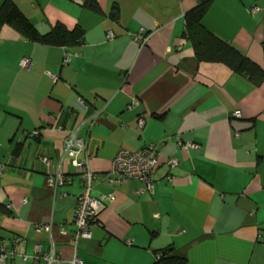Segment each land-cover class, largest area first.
<instances>
[{
  "label": "crops",
  "instance_id": "0c3cea01",
  "mask_svg": "<svg viewBox=\"0 0 264 264\" xmlns=\"http://www.w3.org/2000/svg\"><path fill=\"white\" fill-rule=\"evenodd\" d=\"M13 1L40 33L62 24L84 37L72 48L49 47L9 26L0 31V242L12 252L5 264H47L53 244L65 264L73 259L84 181L65 141L83 122L79 135L99 175L93 196L115 195L79 245L84 264H157L165 250L188 264H264V78L256 85L199 62L184 37L186 14L211 1L206 29L264 70V0H96L101 12L87 0ZM151 144L159 148L153 193L138 181L109 184L121 150ZM58 173L68 182L48 187Z\"/></svg>",
  "mask_w": 264,
  "mask_h": 264
},
{
  "label": "built area",
  "instance_id": "2783aa9c",
  "mask_svg": "<svg viewBox=\"0 0 264 264\" xmlns=\"http://www.w3.org/2000/svg\"><path fill=\"white\" fill-rule=\"evenodd\" d=\"M260 9L256 6L252 7L251 13L256 14ZM110 39L114 38V35L110 33L108 35ZM138 41H141L145 44L148 41V36L141 37L138 36ZM71 61V56L69 54L64 58V65H67ZM22 66L24 68H29L30 60L25 58L22 60ZM54 81L57 80V77L50 75ZM137 102H134L130 108H133ZM76 104L84 111L88 110V106L82 99H77ZM235 116H240L237 112ZM87 122L81 123L80 127L75 130L70 131L68 138L65 141V156L73 161L75 168L79 171L81 178L84 181L83 193L77 199V207L75 212V225L76 231L73 235V248L74 255L73 259L70 261V264H84V262L78 257V250L81 241L89 240L92 238L91 227L99 223V216L105 208L114 203L115 195L114 193L109 194H100L98 197L93 196V182L99 177L98 174H95L89 165V157L86 155V147L83 138L79 135L81 129L85 127ZM91 126L97 124L96 120H92L89 123ZM145 124L144 119H140L139 125L143 127ZM38 132L32 134L36 135ZM185 150L188 148H198L197 145H183ZM85 155V158L82 160L80 156ZM42 162L47 166L51 165V161L47 157L41 158ZM167 165L172 169L178 166V160L171 158L167 161ZM159 166V148L157 145L151 144L138 151H126L121 150L115 157L112 165V170L107 177V181L111 185L120 186L131 181L141 182L145 189L153 193L154 192V175ZM4 165H0V175L4 171ZM69 178L61 173L56 174L55 176H49L47 178V185L50 188H58L64 186L68 182ZM27 203V200H25ZM42 229L49 230L50 227H40ZM65 232V230H62ZM17 240L16 242H18ZM37 256L34 258V263H38L39 258L41 257V246L37 247ZM12 252L9 249L7 244H3L0 248V264H5L9 255ZM160 258V255L157 256ZM26 261L27 258H24ZM44 260L47 264H65L63 260L58 256L54 244L52 245V251L50 254L45 255Z\"/></svg>",
  "mask_w": 264,
  "mask_h": 264
},
{
  "label": "trees",
  "instance_id": "16d2710c",
  "mask_svg": "<svg viewBox=\"0 0 264 264\" xmlns=\"http://www.w3.org/2000/svg\"><path fill=\"white\" fill-rule=\"evenodd\" d=\"M210 3L211 1H205L199 4L185 16L184 37L192 44L197 60L223 64L235 73L248 76L256 85H259L264 78V70L240 50L208 31L204 26L203 20ZM85 6L92 11L101 12L96 0H87ZM113 17L116 18L114 15ZM4 26L13 28L32 43L49 47L72 48L79 45L84 37L81 29L68 30L62 24L54 26L49 33H40L13 0L0 1V31ZM1 246L0 242V248ZM157 254L160 255L157 264H188L185 258L174 256L169 250Z\"/></svg>",
  "mask_w": 264,
  "mask_h": 264
}]
</instances>
